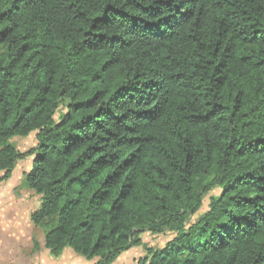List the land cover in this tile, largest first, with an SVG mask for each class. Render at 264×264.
Returning a JSON list of instances; mask_svg holds the SVG:
<instances>
[{
    "label": "trees",
    "instance_id": "obj_1",
    "mask_svg": "<svg viewBox=\"0 0 264 264\" xmlns=\"http://www.w3.org/2000/svg\"><path fill=\"white\" fill-rule=\"evenodd\" d=\"M29 155L54 257L264 264V0H0V182Z\"/></svg>",
    "mask_w": 264,
    "mask_h": 264
},
{
    "label": "rangeland",
    "instance_id": "obj_2",
    "mask_svg": "<svg viewBox=\"0 0 264 264\" xmlns=\"http://www.w3.org/2000/svg\"><path fill=\"white\" fill-rule=\"evenodd\" d=\"M11 143L19 151L27 152L37 144L36 132H32L27 137H13ZM32 161L33 156L30 155L19 160L12 172V179L0 182L2 193L0 214L10 219L7 225L0 222V264H49L52 259L49 251L44 247L43 230L36 227L30 217L32 211L40 204V196L29 189L24 180L25 173L32 167ZM218 192L219 189H214L205 196L200 211L192 218V221L208 210L211 196ZM172 236L171 232L159 235L144 232L141 236L142 245L123 253L113 264H137L138 260L146 254L147 247L160 248ZM70 253L76 258H70ZM62 257L65 261L72 260L67 261V264H95L97 261V259L88 260L71 248H67Z\"/></svg>",
    "mask_w": 264,
    "mask_h": 264
},
{
    "label": "crops",
    "instance_id": "obj_3",
    "mask_svg": "<svg viewBox=\"0 0 264 264\" xmlns=\"http://www.w3.org/2000/svg\"><path fill=\"white\" fill-rule=\"evenodd\" d=\"M10 179H12V176H11L7 181H9ZM1 195H2V193H1V190H0V199H1ZM3 209H4V207H3ZM1 210H2V209H1ZM1 210H0V212H1ZM0 219H1L0 222H2L4 225H7V224H8L7 221L10 220L9 217H7V216H5V215H1V214H0ZM65 250H66V249H65ZM65 250L63 251V253L65 252ZM129 250H130V249H129ZM129 250H127V251H129ZM48 251H49V250H48ZM127 251H125V252H127ZM125 252H123V253H125ZM63 253H62L59 257H54V256L49 252V254H50L51 258H52L51 261L49 262V264H63V263H64V264H67V261H72V260H66V261H65L64 258H63L64 256L62 257ZM123 253H122V254H123ZM71 254H72V253H70V256H69L70 258H76L75 255H71ZM122 254H121V255H122ZM121 255H120V256H121ZM120 256H119V257H120ZM119 257H118V258H119ZM118 258H117V259H118ZM113 263H114V262H113ZM113 263H112V264H113ZM40 264H42V263H40Z\"/></svg>",
    "mask_w": 264,
    "mask_h": 264
}]
</instances>
